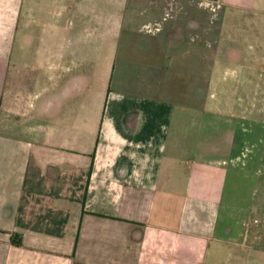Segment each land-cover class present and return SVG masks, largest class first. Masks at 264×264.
Instances as JSON below:
<instances>
[{
    "label": "crops",
    "instance_id": "1",
    "mask_svg": "<svg viewBox=\"0 0 264 264\" xmlns=\"http://www.w3.org/2000/svg\"><path fill=\"white\" fill-rule=\"evenodd\" d=\"M264 260V0H0V264Z\"/></svg>",
    "mask_w": 264,
    "mask_h": 264
},
{
    "label": "rangeland",
    "instance_id": "2",
    "mask_svg": "<svg viewBox=\"0 0 264 264\" xmlns=\"http://www.w3.org/2000/svg\"><path fill=\"white\" fill-rule=\"evenodd\" d=\"M237 264H242V263L238 262ZM243 264H249V263H243ZM256 264H264V260L259 261V262H257Z\"/></svg>",
    "mask_w": 264,
    "mask_h": 264
}]
</instances>
